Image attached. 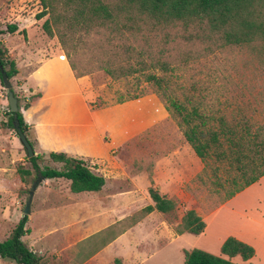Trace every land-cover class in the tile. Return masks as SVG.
I'll return each mask as SVG.
<instances>
[{"label": "trees", "instance_id": "obj_1", "mask_svg": "<svg viewBox=\"0 0 264 264\" xmlns=\"http://www.w3.org/2000/svg\"><path fill=\"white\" fill-rule=\"evenodd\" d=\"M38 5L41 10L35 19L47 15L41 29L48 38L55 37L75 79L95 72L112 81L131 79L136 86L145 84V88L138 93L128 92L115 104L141 98L148 91L163 103L201 163L202 173L208 175L212 192L219 196L218 206L264 176V119L247 114L248 105L219 100L208 112L204 88L193 83L183 87L172 79L180 67L216 53L246 46L264 48V0H38ZM15 30L14 25H7L0 35ZM0 72L8 81L16 75L13 61L1 49ZM13 96L18 107V99ZM27 106L24 104L23 109ZM90 107L99 108L91 103ZM7 115L6 126L14 131L15 118L27 139V126L20 112ZM47 158L59 168H39L37 161L42 158L38 155L27 159L42 180L64 179L73 194L102 188L104 179L93 174L84 161L55 153H48ZM16 173L20 178L30 175L22 168ZM147 177L151 185L150 171ZM147 195L152 205L126 219L129 223L119 221L93 235L97 245L90 255L152 211L174 212L175 200L160 196L151 186ZM26 220L27 216H22L0 242V259L15 264H49L22 243ZM203 229L196 212L185 210L172 231L176 235H199ZM253 253L250 246L228 237L219 247V254L227 259L191 249L183 251V264H236L230 259L238 257L246 262ZM112 264L120 261L114 259Z\"/></svg>", "mask_w": 264, "mask_h": 264}, {"label": "rangeland", "instance_id": "obj_2", "mask_svg": "<svg viewBox=\"0 0 264 264\" xmlns=\"http://www.w3.org/2000/svg\"><path fill=\"white\" fill-rule=\"evenodd\" d=\"M35 1L37 0L21 2L33 8L32 4ZM17 5L20 3L18 2ZM36 5L39 6L38 2ZM37 10H40V7ZM39 22L41 23L42 20ZM13 38L15 37L8 35L5 38L6 43H12ZM31 42L40 43L35 35ZM13 47L14 55L17 56L21 44L17 42ZM0 49L5 50L1 44ZM174 75L173 81L183 87L193 83L197 88H204L207 91L204 103L208 112L214 110L216 100H219L231 105L234 103L248 105L250 110L247 114L264 119V48L260 50L249 46L231 48L180 67ZM9 82L13 94L18 99V107L23 109L30 97L21 90L20 81L15 77ZM81 82L87 89L89 103L99 108L109 109L105 114L106 118L122 120L128 118L134 111L142 112L136 118L135 129H130L131 132L122 137L120 146L111 150L108 161L105 160L104 163L90 159L84 161L92 173H104L110 176L113 175L112 171L118 172L122 177L119 182L123 185L127 176L137 174L139 171H144L146 176L145 172L151 168L154 161L174 162L181 164L179 165L181 168L184 167L182 170L184 180L181 183L177 182L176 186L162 184L167 194L173 192V189L181 191V198L176 201V210L171 214L156 213L149 221L148 217L143 218L144 221L141 220L142 223L137 229L138 241L131 244L130 252L123 259V264H182V254L178 253V246L183 247L182 253L190 249H198L218 256L221 241L228 237L250 242L255 252L251 264H264V177L218 206L219 196L212 192L208 175L202 173V165L192 151L188 147H183V138L176 121L165 111L163 103L154 94L148 91L139 99L114 105L117 100L126 97L128 92H140L139 90L145 88V84L136 86L131 79L112 81L101 72L84 76ZM0 90V97L4 102L0 107V114H4L7 113V104L5 90L1 84ZM148 108L153 112H164L167 117L148 129L146 113ZM220 108L223 107L220 106ZM124 124L122 121V128ZM3 127L6 126L3 125ZM6 129L10 135L16 137L13 130L7 127ZM107 138L105 134L104 140L107 141ZM27 139L31 143L34 155L42 158L41 161H37L39 168H59V164L48 160L47 154L40 153L34 148L35 142L30 131ZM16 148L18 157L14 167L28 170L30 175L20 178L15 173V196L0 201V209L3 210L2 213L0 211V241L9 236L22 216L27 192L36 178L19 141ZM139 178L137 177L135 182L142 188L143 195L137 194L129 201L121 202L122 208L125 209H122L120 215L114 217V220L129 219L131 217L129 215L137 214L136 211L148 203L147 178L143 182ZM21 188H23L22 191H20ZM84 194L72 195L68 189V182L64 179L41 180L34 190L28 216L31 213L35 216L40 214L39 225L44 221V215L48 220L50 235L40 243L45 242L46 246L51 247V249L48 247L43 254L49 264H81L90 258L91 251L97 245V239L93 237L96 233L88 234L91 231L90 223L95 216L87 210L100 209L99 205L95 204L98 203V199L96 195L84 196ZM89 204L94 205L88 207ZM187 209L195 210L205 220L206 229L201 235L182 234L175 242L172 240L175 236L171 230ZM63 220L65 221L59 223ZM128 221H124V224L129 223ZM32 223L33 220L30 226H33ZM134 225L128 227L126 231ZM36 231L34 230L33 234H36ZM87 235L90 236L81 240ZM165 240L170 245L159 250L163 244L161 242ZM123 251V244H117L107 249L103 253V258L108 261L114 253ZM232 260L236 264H244L237 258Z\"/></svg>", "mask_w": 264, "mask_h": 264}, {"label": "crops", "instance_id": "obj_3", "mask_svg": "<svg viewBox=\"0 0 264 264\" xmlns=\"http://www.w3.org/2000/svg\"><path fill=\"white\" fill-rule=\"evenodd\" d=\"M21 1L23 2V0H0V30H5L7 25H14L16 27L15 32L0 35V44L5 48V57L14 63L16 69V75L14 77L20 81L19 86L21 90L30 97L27 108H18V111L21 114L23 122L27 126L28 132L30 131L33 135L35 142L34 148L40 153L64 154L66 157L82 161L86 159L101 163H104L105 160L108 161L107 159L109 158L111 150L120 146L122 137L125 134L128 135V133L131 132L130 129H135L136 118L142 112L137 113L134 111L128 118H123L124 120H121L120 118H106L105 114L109 110L108 108H91L86 94L87 89L82 86L81 79L83 77L78 79L73 77L55 37L53 39L48 38L41 29V24L47 18V15L38 20L35 19V14L41 10V8L37 10V8L40 7L36 5L38 0L32 4L33 8H30L29 5ZM18 2L20 5H17ZM40 20H42L41 23L39 22ZM8 35L15 37L11 40L12 43L9 44L5 41ZM34 35L40 42L39 44L31 42ZM17 42L21 44V47L20 52H18L16 56L14 55L15 50L13 45ZM3 103L0 97V107ZM114 105L117 106L118 104ZM6 110L8 113V107ZM7 113L0 114V201L14 197V189L16 187V182L14 181L17 168L14 167V163L18 157L16 148L18 140L17 136L10 135V132L6 129V122L8 119ZM146 113L148 114V129L158 123V121L167 117L164 112H153L152 109L149 108ZM122 121L125 123L123 128L121 127ZM3 125L6 127L4 128ZM105 134H107L108 137L107 141L104 140ZM183 143V147L189 148L184 139ZM162 161L163 160L154 161L151 168L147 170L150 171L151 174V185L147 177V171L145 172L146 176H144V171H139L137 174L127 176L123 185L119 182L122 177L118 172L112 171L111 173H113V175L110 176L104 173H93L101 176L104 179V184L97 192H82L85 193L84 196L96 195L98 203L95 204H98L100 207V209L87 210L88 213L95 216L92 219L93 222L90 223L91 231L88 234L97 233L119 222V219L114 220V217L120 215L122 209H125L122 208L121 202H127L137 194H142V188L138 187L135 182L137 177H141L139 179H141L142 182L147 178L148 188L151 186L160 196L175 201L181 198V191H175V189H173V192L167 194L163 190L162 184L176 186L177 182L181 183L184 180V173L182 171L184 167L181 168L179 166L181 164L178 165L174 162L165 163ZM22 190L23 188H21L20 191ZM78 194L80 193L76 195L78 196ZM72 195L75 194L72 193ZM146 197L148 203L145 206L152 205L148 195H146ZM101 203L102 205H100ZM92 205L94 204H89L88 207ZM142 208L138 209L136 212ZM0 211L1 213L3 212L2 209H0ZM156 213L159 212L152 211L139 219L134 226L97 252L93 253L89 259L81 264H112L114 259H118L120 264H123V259L130 252L131 244L138 241V225L144 221L143 218L146 219L148 217L149 221ZM39 215L35 216V214L32 213L30 216L27 215L28 218L24 226L27 233L21 237V241L34 255L45 259L43 254L48 250V247L50 249L51 247L49 245L46 246L45 242L40 243V241H44L48 235H50V227L48 226V220L45 215V219L44 221L42 220L43 222L41 225L38 224V222H40L38 221ZM197 215L200 217L199 214ZM129 216L133 215L131 214ZM100 218L102 219L100 220ZM32 220L33 226H30ZM201 220L204 223L203 233L206 229V224L204 219L201 218ZM64 221L65 220L59 223ZM34 230H37L36 234H33ZM181 235L174 234L175 238L172 240L176 242ZM88 236L90 235L85 236L81 240ZM235 239L245 243L253 249L250 242L243 239ZM23 241H25V243ZM222 242L223 241H221V243ZM161 243L163 244L160 246L159 250L170 245L166 243V240ZM117 244H123L124 251L121 253H114L108 261L105 260V258H103V253ZM182 248L181 246L177 247L178 253L182 254L183 261ZM254 254L255 252L248 261L241 262L244 264H251V260L255 257ZM218 256L227 259L225 256L219 254V248ZM234 258L239 259L238 257ZM232 259H230L231 262H233ZM0 264L15 263L11 260L0 259Z\"/></svg>", "mask_w": 264, "mask_h": 264}, {"label": "water", "instance_id": "obj_4", "mask_svg": "<svg viewBox=\"0 0 264 264\" xmlns=\"http://www.w3.org/2000/svg\"><path fill=\"white\" fill-rule=\"evenodd\" d=\"M0 77H1L2 87L6 93V102H7L8 112L14 116L16 114V112L18 111V107H17L16 99L14 98L13 93L11 91L10 82L7 80L5 74L2 72H0ZM12 126H13L15 133H16L17 140L19 141L20 145L22 146V148L24 150L26 158L28 159V158L33 157L34 153L32 151V148H31L30 144L28 143L24 134L19 129L18 122L15 118L12 121ZM41 180L42 179H41L40 175L37 174L35 180L31 183V186L27 192V199L24 203V207L22 210V216H27L29 214L30 203H31V199L33 196V192Z\"/></svg>", "mask_w": 264, "mask_h": 264}]
</instances>
